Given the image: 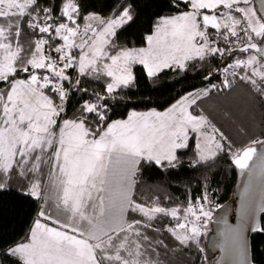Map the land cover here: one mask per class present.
<instances>
[{
  "label": "snow or ice",
  "instance_id": "obj_1",
  "mask_svg": "<svg viewBox=\"0 0 264 264\" xmlns=\"http://www.w3.org/2000/svg\"><path fill=\"white\" fill-rule=\"evenodd\" d=\"M9 201L0 264H264V0H0Z\"/></svg>",
  "mask_w": 264,
  "mask_h": 264
},
{
  "label": "trees",
  "instance_id": "obj_2",
  "mask_svg": "<svg viewBox=\"0 0 264 264\" xmlns=\"http://www.w3.org/2000/svg\"><path fill=\"white\" fill-rule=\"evenodd\" d=\"M194 83V81H193ZM175 87H180L176 85ZM174 89L166 82H161L155 88L141 86L137 95H151L153 101L157 104H163L168 99L169 93ZM215 182L219 184V203L222 205L228 204L232 200V195L235 190L236 173L234 169L229 170L226 166H222L221 170L215 176ZM30 214L27 206L17 207L9 201L7 206L0 210V232L13 229L19 231L23 226L26 215ZM210 259L214 260L217 254L212 249L208 250Z\"/></svg>",
  "mask_w": 264,
  "mask_h": 264
},
{
  "label": "water",
  "instance_id": "obj_3",
  "mask_svg": "<svg viewBox=\"0 0 264 264\" xmlns=\"http://www.w3.org/2000/svg\"><path fill=\"white\" fill-rule=\"evenodd\" d=\"M235 173H236V171H235ZM239 179L240 178L238 177V175L236 173L235 190H234L233 195H232V200L227 204V205H230L232 208L235 207L234 201L237 199V197L235 196V193H236L237 188H238V180ZM229 222L232 223V224L235 223V213H234V211H232V212L229 213ZM215 253L217 254V256L219 255V251L218 250H215Z\"/></svg>",
  "mask_w": 264,
  "mask_h": 264
},
{
  "label": "flooded vegetation",
  "instance_id": "obj_4",
  "mask_svg": "<svg viewBox=\"0 0 264 264\" xmlns=\"http://www.w3.org/2000/svg\"><path fill=\"white\" fill-rule=\"evenodd\" d=\"M219 211V210H218Z\"/></svg>",
  "mask_w": 264,
  "mask_h": 264
}]
</instances>
